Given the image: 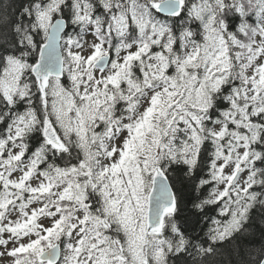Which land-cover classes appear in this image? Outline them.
<instances>
[{"label":"snow or ice","instance_id":"snow-or-ice-1","mask_svg":"<svg viewBox=\"0 0 264 264\" xmlns=\"http://www.w3.org/2000/svg\"><path fill=\"white\" fill-rule=\"evenodd\" d=\"M0 264H264V0H0Z\"/></svg>","mask_w":264,"mask_h":264}]
</instances>
